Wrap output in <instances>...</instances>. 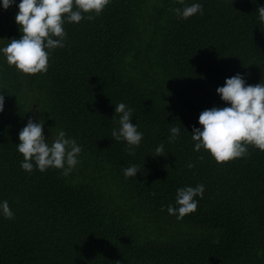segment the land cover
<instances>
[{
	"label": "trees",
	"instance_id": "1",
	"mask_svg": "<svg viewBox=\"0 0 264 264\" xmlns=\"http://www.w3.org/2000/svg\"><path fill=\"white\" fill-rule=\"evenodd\" d=\"M0 4V47L22 35L18 4ZM201 3L182 19L176 8ZM264 0H111L93 20L66 23L46 73L24 74L0 54V264H264V151L217 162L194 150L199 115L224 107L217 88L243 74L264 82ZM144 133L131 155L115 104ZM43 119L82 146L79 164L21 168L20 130ZM180 135L169 141L170 128ZM164 145L162 155L156 148ZM140 172L126 178L123 169ZM194 164V167H189ZM203 184L196 211L168 212L176 190Z\"/></svg>",
	"mask_w": 264,
	"mask_h": 264
},
{
	"label": "clouds",
	"instance_id": "2",
	"mask_svg": "<svg viewBox=\"0 0 264 264\" xmlns=\"http://www.w3.org/2000/svg\"><path fill=\"white\" fill-rule=\"evenodd\" d=\"M111 0H20L16 22L22 33L19 39H11L7 46L0 47V54L9 65L15 66L24 74L46 73L52 51L65 46L66 23H80L93 20L102 14ZM4 9L16 4V0H0ZM175 13L182 19L196 14H203V4L197 2L176 8ZM259 19L264 21V6L258 8ZM217 93L226 102L224 107H212L199 115V124L194 127L192 139L196 142L194 150L201 148L210 152L217 162H228L247 156L248 146L264 151V82L248 84L243 74L226 78L225 84L217 88ZM5 97L0 95V112L4 111ZM115 114L119 115V128L113 129L112 138L127 143V151L134 155L135 149L143 141L144 133L139 125L132 122L134 109L124 102L115 104ZM43 119L29 118L20 130L17 144L23 154L21 168L31 173L34 168L46 171L50 167L62 169L67 176L79 164L82 146L75 138L67 136L64 130L54 138L44 135ZM179 126L170 128L169 141L180 135ZM157 155H162L164 145L156 148ZM190 164L189 167H194ZM139 166L132 164L123 169L126 178L136 177ZM205 186H184L176 190L175 205L168 206V212L182 219L197 210L199 200L203 198ZM0 215L12 218L14 211L7 199L0 200Z\"/></svg>",
	"mask_w": 264,
	"mask_h": 264
}]
</instances>
